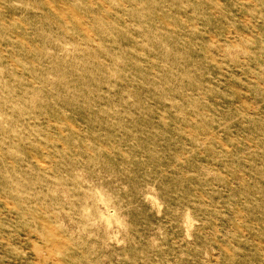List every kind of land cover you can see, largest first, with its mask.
Wrapping results in <instances>:
<instances>
[{
	"label": "rangeland",
	"instance_id": "rangeland-1",
	"mask_svg": "<svg viewBox=\"0 0 264 264\" xmlns=\"http://www.w3.org/2000/svg\"><path fill=\"white\" fill-rule=\"evenodd\" d=\"M0 264H264V0H0Z\"/></svg>",
	"mask_w": 264,
	"mask_h": 264
}]
</instances>
